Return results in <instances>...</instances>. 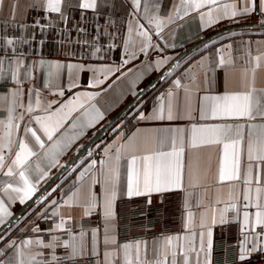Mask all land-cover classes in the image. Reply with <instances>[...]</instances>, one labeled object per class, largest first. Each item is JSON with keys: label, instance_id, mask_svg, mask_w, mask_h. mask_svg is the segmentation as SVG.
<instances>
[{"label": "snow or ice", "instance_id": "1", "mask_svg": "<svg viewBox=\"0 0 264 264\" xmlns=\"http://www.w3.org/2000/svg\"><path fill=\"white\" fill-rule=\"evenodd\" d=\"M29 8L0 20V264H216L217 243L233 264H264V0ZM189 21L224 32L184 59L169 50ZM123 77L117 103L131 107L104 124L116 105L97 101ZM103 128L107 140L80 144ZM53 169L63 172L49 190ZM141 197H175L180 229L130 238L141 225L119 206Z\"/></svg>", "mask_w": 264, "mask_h": 264}, {"label": "crops", "instance_id": "2", "mask_svg": "<svg viewBox=\"0 0 264 264\" xmlns=\"http://www.w3.org/2000/svg\"><path fill=\"white\" fill-rule=\"evenodd\" d=\"M32 2H33V0H5V10L3 12H0V20L5 19L9 15V12H10L12 6H15V8H16L17 19H20L25 14H27V16L29 18H31L34 15V12L32 11V9L29 8V5H31ZM217 29H219V28H217ZM217 29H210L207 31V33H199L196 30L195 24L192 23L191 21H189L188 24L182 29L180 36L176 40L177 48L176 49H170L169 50L170 54H172L174 56H178L179 53H176L175 52L176 50H180L182 48H187L191 44L200 40L203 36H207L208 34L212 33L213 31H215ZM196 54H197V52L191 54L190 56H188L185 59H188L190 57H194ZM137 70L138 69H134V71H137ZM131 75L132 74L129 73V76H131ZM240 77H241V65L238 64L236 71L233 73L234 86L239 85ZM148 79L153 80L154 76L149 77ZM113 81L114 82H112V81L109 82L111 84V87H108L107 91H105L97 101V103H99L102 107H105V108L108 107L109 104H115L116 105L109 112V114L107 116V120L105 122H102L104 124H106L107 121L112 120L121 110H123L129 104V101L132 100V97L129 96L127 98V100H124L123 102L117 103L119 101L120 92L127 88L128 77H123L120 80H115V78H113ZM147 82L148 81L145 80L144 84H146ZM259 82H264V77H261ZM144 84H141L140 87H143ZM97 127L100 128L99 125ZM97 132L98 131H90L88 133V135L80 141V144L85 145ZM111 136H112V132L110 131L103 140H107L108 137H111ZM98 143H101V141H99ZM210 151L211 150H209V149H204L201 151L202 161H207ZM75 153H76V151H75V149H73L72 152H70L66 157H64V160H70ZM86 156L87 155H85L84 157H86ZM211 162H212L213 171H214L215 170V164H216V155H215L214 151H212V153H211ZM60 170L61 169H53L51 178H53L55 176V174H57ZM58 183H60V180L56 184H58ZM55 185L53 187H55ZM133 203L136 206L147 205L145 203V198H143V197L137 198ZM152 204H158L156 197H153V203ZM20 207H21L20 205H17L16 208L14 209V211H17ZM164 207L166 210L167 219H169L173 215H177V214L180 215V212L178 211V207H177L175 197H173L171 200L166 201Z\"/></svg>", "mask_w": 264, "mask_h": 264}, {"label": "built area", "instance_id": "3", "mask_svg": "<svg viewBox=\"0 0 264 264\" xmlns=\"http://www.w3.org/2000/svg\"><path fill=\"white\" fill-rule=\"evenodd\" d=\"M119 207L123 210L122 216L129 225H141L131 228L128 233L130 238L143 235L145 233L143 226L157 225L158 229L163 228L166 232H176L181 227L180 215H173L167 219L165 207L160 204L136 206L133 202H124ZM216 251V264H233L234 254L230 245L225 252V246L217 243Z\"/></svg>", "mask_w": 264, "mask_h": 264}, {"label": "water", "instance_id": "4", "mask_svg": "<svg viewBox=\"0 0 264 264\" xmlns=\"http://www.w3.org/2000/svg\"><path fill=\"white\" fill-rule=\"evenodd\" d=\"M230 27L233 28V30H239L235 25H231ZM224 32L223 28H219L215 31H213L212 33L208 34L207 36H203L200 40H198L197 42L191 44L190 46H188L187 48H182L180 50H176V53H179V55L177 57H183L184 59L187 58L188 56H190L191 54L195 53L198 51L199 47H202V40H207L209 38L212 39H217L219 34ZM153 82H155V79H153ZM131 107L130 104H128L123 110H121L114 118H119V117H123L124 113L127 111V109ZM114 118L110 121L115 122ZM110 132L109 128H103L100 131H98L86 144L85 146L87 147H94L95 144H97L99 141H101L102 139H104L107 134ZM77 155V153H75L73 157H75ZM85 155H87V152L85 151L84 148L80 149V153L79 156L82 159ZM71 158V159H72ZM70 159V160H71ZM79 160H76V163H78ZM63 172V170L61 169L57 174H55V176L53 178H51V180L48 181V184H45L44 187L45 188H49V185H51L52 187L60 180V174ZM50 190V188H49Z\"/></svg>", "mask_w": 264, "mask_h": 264}]
</instances>
